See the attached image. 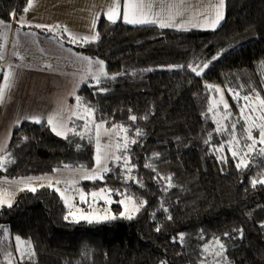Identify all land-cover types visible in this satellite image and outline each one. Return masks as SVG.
<instances>
[{"label":"trees","instance_id":"1","mask_svg":"<svg viewBox=\"0 0 264 264\" xmlns=\"http://www.w3.org/2000/svg\"><path fill=\"white\" fill-rule=\"evenodd\" d=\"M25 6L26 0H0V20L8 22L13 11L19 19ZM98 33L99 40L83 46L69 43L62 31L58 37L77 52L103 60L116 77L99 86L106 92L83 84L77 95L97 110V121H108L107 127L124 125L130 136L142 130L130 154L136 166L132 175L143 187L124 183L115 166L103 181H84L83 186L117 189L146 201L145 206L131 220L71 223L63 219L68 209L59 193L42 187L18 192L12 208L0 209V226L31 241L33 264H200L202 246L216 238L226 244L229 264H264V185H251L253 178L264 176V160L238 170L228 151L214 152L227 136L216 131L208 111L214 93L205 87L226 89L235 113L238 103L229 89L241 96H252L253 90L264 95V0H226L225 20L215 30L129 25L122 19L111 24L103 18ZM206 62L201 77L179 67ZM130 115L137 120L130 121ZM83 123L74 121L77 130ZM9 153L14 162L0 171V178L18 179L65 165L90 169L95 142L72 135L65 140L45 123L26 120L13 129L0 155ZM217 156L227 157V163ZM157 173L171 175L175 186L165 192L166 181L158 182ZM180 234L183 244L174 243Z\"/></svg>","mask_w":264,"mask_h":264},{"label":"snow or ice","instance_id":"2","mask_svg":"<svg viewBox=\"0 0 264 264\" xmlns=\"http://www.w3.org/2000/svg\"><path fill=\"white\" fill-rule=\"evenodd\" d=\"M36 0H26V6L23 8V15L17 19L15 11L9 13V21L5 22L0 20V28L5 31L0 32V61L4 60V44L7 42V32L13 28V23L18 24L19 28L32 27L30 22L26 20V14L33 9ZM224 0H216L215 3H209L207 8L201 10L195 8L193 14H189V6L185 0H110V3L106 7L103 13L97 12L91 21L90 34L77 36L71 33L67 27H63L62 34L67 35L68 42L83 46L88 43H94L99 40V33L96 32L97 23L101 18V15L111 24H116L118 20L122 18L124 24L129 25H158L160 28H177L187 31L188 28L184 25H190L191 27H203L215 30L219 22L223 19ZM122 9V11H121ZM34 27L41 30H47V32L56 35L57 30H61L59 24L49 25H35ZM26 35H35L34 33H26ZM63 41H61V44ZM18 55V53H13ZM76 55L77 59L84 65V74L80 77L77 84L74 86L71 95L76 100L75 106L69 108L66 106L58 107L54 112L50 113L46 118L40 116L25 117L35 124L45 123L50 130L58 137H62L65 140L69 139V135L79 137L83 140L85 137L90 142H95V156L94 167L86 169L81 165L77 169H71L69 165H65L66 169L79 173V179L87 180L91 182L103 181L107 174L113 171V167L120 169L123 177V182L133 181L143 187V183L132 173L135 170V165L131 161L130 149L131 145L138 143L137 137L143 135L141 129L137 128L134 131V135H129V128L124 125L113 124L111 127H107L108 121L99 120L95 118L96 109L90 104L83 101L82 97L76 95V89L80 84H88L90 87H96L98 92H106V88L99 87L105 80H114L116 77L109 75L105 70V64L102 60H93L87 56ZM21 60L23 57H19ZM218 57H213L217 59ZM95 66V67H94ZM45 68L50 69L51 65L46 64ZM180 68L187 67L197 77H201L206 69L209 67V63L203 64H189L187 66H179ZM147 69L146 71H151ZM2 83H0V105H3L6 97L15 86L16 72L11 64L8 65V70L2 73ZM91 80L94 83H89ZM205 87L209 90H214L219 94V99L214 100L209 104L208 111L213 113V122L216 124L217 133H227L228 139L226 142L222 141L218 146L214 147V152H224L227 147L232 159L235 161L236 168H248L250 164L254 163L253 157H259L264 160V97L258 92L253 90L254 95L241 96L239 91L229 89V94L234 100H243V104H238L239 119H232V112L230 111V105L224 98L223 90L219 86L212 84H205ZM222 106V107H221ZM217 116L220 119H217ZM146 118V117H145ZM130 121L135 122L137 117L130 115L128 118ZM75 120H82L84 123L80 126L81 130H77L75 126ZM18 123V122H17ZM240 125L238 130L237 125ZM254 133H258L254 134ZM107 137V141L102 142V138ZM26 139V138H25ZM209 141H205L208 143ZM6 142L0 145V153L6 151ZM79 148V145H77ZM158 158L159 154H155ZM217 159L223 163H227V157L217 156ZM11 154L0 155V171H6L7 166L13 163ZM146 168H151L153 172L156 169L151 164H145ZM53 171H59L54 169ZM157 181H166L163 190L166 192L168 189L174 187L172 183V176H163L157 173L154 177ZM39 183L40 187L47 186L53 188L59 193L60 199L63 201L65 208L68 209L67 214L63 217L65 221L71 223H80L85 221L88 224L101 223L107 220H115V215H96V209H92L90 212H86L79 207V204L94 205L98 201H103L105 205H111L116 202L123 206V211L120 213V218L131 220L135 214L138 213L142 207L145 206L146 201L137 200L135 197L121 192L117 189H110L108 187H102L99 190L92 191L90 193L84 192L82 189L76 187L78 181L76 178L61 181L59 179L53 180L50 177H29L27 179H21L18 181H5L9 185L17 184L20 187L19 191L27 189L30 192H35L37 188L33 186L35 183ZM65 184V188L61 190L58 185ZM257 184L264 185V176L260 178H253L251 185L253 188ZM113 194L123 197L119 201H113ZM78 196V203L76 198ZM14 193L10 190V187L0 186V209L12 208ZM89 197L91 198L89 200ZM161 208L165 212L167 208ZM105 213L108 209L105 208ZM171 219V216H168ZM264 227V225H262ZM159 227L156 231H159ZM0 236L3 237L0 240V244L9 237V230L0 226ZM228 234L225 233V237ZM243 237V232L240 230V238ZM184 235L180 234L178 240L174 238L173 242H179L183 244ZM228 249L226 244L220 239L216 238L212 244H204L201 248L202 260L200 264H229L227 253ZM35 256V250L32 247L30 240L24 241L20 236L15 237V247L13 251L5 252L6 264H13L15 259L16 264H33ZM209 257H212L209 260Z\"/></svg>","mask_w":264,"mask_h":264},{"label":"crops","instance_id":"3","mask_svg":"<svg viewBox=\"0 0 264 264\" xmlns=\"http://www.w3.org/2000/svg\"><path fill=\"white\" fill-rule=\"evenodd\" d=\"M185 2L188 6L193 5L194 9L203 10L207 8L209 3H215L216 0H185ZM109 3L110 0H36L33 9L25 17L32 27L19 28L18 24L13 23L12 30L7 32L4 60L0 61V83L3 79L2 73L8 70L10 62L18 66L17 70L30 68L34 71L48 70L44 66L50 64V69L55 76L46 75V78L56 80L51 83L58 84L59 79H61V83L65 82L67 85L75 81L78 82L84 74V65L74 54L86 55L76 52L70 46L66 48L64 42L61 44L58 36L63 27H67L71 33L77 36L85 35L86 31H90L91 21L95 14L97 12L103 13ZM37 24L49 26L59 24L61 30H57L55 36L52 33L43 34L34 27ZM98 24L99 21L96 32L98 31ZM3 31L5 30L0 28V32ZM26 33H34L35 35H26ZM13 53H18V55H13ZM19 57H23V59L21 60ZM16 76H19V79L22 80L21 84L26 87L30 85L40 86L43 81V77L41 78V75L37 73L18 74L16 72ZM82 85H79L76 94ZM73 98L72 95L71 102ZM37 99L38 97L29 94L26 89H22L14 97H6L4 104L0 105V145L6 142L7 147L9 146L13 129L26 121L25 117L32 116ZM10 190L12 191L11 188Z\"/></svg>","mask_w":264,"mask_h":264},{"label":"rangeland","instance_id":"4","mask_svg":"<svg viewBox=\"0 0 264 264\" xmlns=\"http://www.w3.org/2000/svg\"><path fill=\"white\" fill-rule=\"evenodd\" d=\"M194 11V8H193V5H189V14L191 15ZM225 17H226V0H224V12H223V19L219 22V24L217 25V27H219L225 20ZM103 17L100 18L99 22L101 21V19H103ZM184 27H187L188 29H193V28H199L201 29L200 27H191L190 25H184ZM216 27V28H217ZM168 28H172V27H168ZM175 29V28H174ZM177 29V28H176ZM183 29V28H181ZM98 31H99V24H98ZM97 31V32H98ZM51 34V33H50ZM90 34V31H86L85 32V35H89ZM7 44V43H6ZM65 44V47L66 48H69L68 45L66 42H64ZM72 49H74L72 46H70ZM5 48H6V45L4 44V47H3V51H5ZM75 50V49H74ZM76 51V50H75ZM77 52V51H76ZM84 55V54H83ZM103 61V60H102ZM13 66L15 72H17L18 74H22V73H37L38 75H41V78L43 77V81H42V84L40 86H34V85H30V86H23L21 83H22V80L19 79V76H16L15 78V86L13 87V89L11 90V92L8 94L7 97H14L16 95H18L21 90L23 89H26L27 92L29 94H32L34 95V97H38L37 99V104L35 105V107L33 108V112H32V116H40L42 119L43 118H46L50 113L54 112L58 107L60 106H66V107H73L75 106L74 103H72L70 101L71 99V93L73 91V88L74 86L76 85V82L75 81L74 83H70V85H67L65 82H62L61 83V79H59L57 83H51V82H55L56 80L54 79H51V78H46V75H54L53 74V71L51 69H44V70H31L30 68L28 69H25V68H20L19 70L18 69V66L15 65V64H12L11 62L9 63ZM105 64V62H104ZM105 70H106V64H105ZM107 71V70H106ZM261 77H262V80L264 82V66H262L261 68ZM55 76V75H54ZM57 77V76H56ZM223 90V94H224V98L225 100L228 102V104L230 105V111L232 112V119L233 120H236V119H239V111L236 113V114L233 110V106H232V101L229 100V98L227 97V95L225 96L226 94V89L224 88H221ZM19 91V93H18ZM76 92H77V89H76ZM213 97H211L210 99V102H213L214 100H218L219 99V94L215 93V91L213 90ZM264 94V93H263ZM77 95V94H76ZM262 96V95H261ZM264 97V95L262 96ZM235 102H237L238 104H243L244 101L243 100H240V101H237L235 100ZM222 107V106H221ZM212 114V117H213V113ZM217 119H220L219 116H217ZM83 125V124H82ZM237 128L239 130L240 128V125L238 124L237 125ZM81 130V128L79 129ZM221 135H226L227 137L224 139V142L227 141L228 139V134L227 133H220ZM254 134H257L258 133H254ZM107 137H103L102 138V142L104 141H107ZM72 142V140H71ZM224 151H228L227 150V147H225ZM257 158L259 157H253V160H254V163H255V160H257ZM253 163V164H254ZM252 165V164H250ZM59 171H54L52 173H48V174H42V175H38V176H26V177H21V178H18V179H8L6 177L4 178H0L2 180H0V186H3V187H10L12 189V192L14 193V197H13V202H14V199H15V195L20 192L18 190V188L20 187L19 185L17 184H7V183H4L5 181H18V180H21V179H27L29 177H50L52 178L53 180H56V179H59L61 181H65V180H69V179H72V178H76L78 183L76 185V187H78L79 189H82L84 192L86 193H90L92 191H96V190H86L83 186V182L84 181H87V180H81L79 179V173L75 172V171H70L69 169H66L65 167L63 168H58ZM71 169H77V168H71ZM87 169V168H86ZM91 169V168H90ZM9 185V186H8ZM33 186H35L37 189L39 188H42L39 186V183H35ZM65 184L61 183L60 185H58V187L63 190L65 188ZM44 187H47V186H44ZM27 190V189H25ZM99 190V189H98ZM91 198L89 197V200ZM112 199L113 201H119L116 197H115V194H113L112 196ZM122 199V198H121ZM76 203H78V196L76 198ZM117 205H120L119 203H112L111 205H105L103 201H98L96 204L94 205H89V204H79V207L86 211V212H90L92 211V209H96V215H105V214H108V215H115L117 216V219L120 218V213L124 210L123 209V206L120 205L122 207V210L121 211H117L115 206ZM105 208L108 209V212L105 213ZM140 212V211H139ZM138 212V213H139ZM136 213L135 216L138 214ZM134 216V217H135ZM107 221H111V220H107ZM81 222H85V221H81ZM17 235H13L9 232V237L7 240H4L2 244H0V264H6L5 262V252L6 251H13L14 252V247H15V237ZM2 238H0V240H2ZM22 240L26 241L25 239L22 238ZM13 264H16V261L15 259L13 260Z\"/></svg>","mask_w":264,"mask_h":264}]
</instances>
